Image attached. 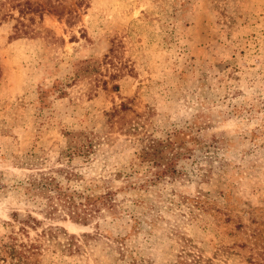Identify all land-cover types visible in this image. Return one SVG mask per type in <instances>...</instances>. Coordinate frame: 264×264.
<instances>
[{"label":"rangeland","instance_id":"1","mask_svg":"<svg viewBox=\"0 0 264 264\" xmlns=\"http://www.w3.org/2000/svg\"><path fill=\"white\" fill-rule=\"evenodd\" d=\"M167 137L174 176L131 174ZM62 166L112 192L86 224L24 193ZM28 216L64 230L37 264H264V0H0V242Z\"/></svg>","mask_w":264,"mask_h":264},{"label":"trees","instance_id":"2","mask_svg":"<svg viewBox=\"0 0 264 264\" xmlns=\"http://www.w3.org/2000/svg\"><path fill=\"white\" fill-rule=\"evenodd\" d=\"M25 4L30 5L29 2H25ZM19 12L24 14L25 10L20 9ZM193 149L188 146L185 140L179 138H148L137 151L138 161L131 174L144 170L148 173L147 178L153 182L164 177L174 176L177 161L183 155H189ZM22 187L25 195L36 201L39 199V202H44L47 210L46 215L52 216L53 213L61 210L71 221L83 224L87 223V214L78 211L79 202H102L104 205L106 202H111L112 199L111 191L96 194L87 186L86 181H83V175L70 167L63 166L31 175ZM33 221L39 223L34 218L32 220L30 216L23 220L18 230L21 237L8 235L6 240H1L0 264H37L33 257L44 254L40 238L45 237V240L51 242L58 232H64L58 226L48 227L41 230L36 239L32 240L29 238L28 228ZM23 238L26 239L23 240ZM69 238L73 239L75 236L69 235ZM58 244L61 246L59 242ZM66 247L70 249L71 242L62 246V248ZM172 264H213V261L203 257L199 252L183 249Z\"/></svg>","mask_w":264,"mask_h":264}]
</instances>
